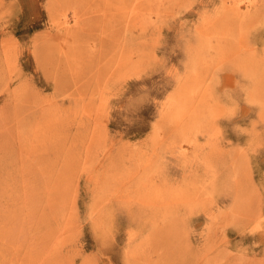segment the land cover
Returning a JSON list of instances; mask_svg holds the SVG:
<instances>
[{
    "label": "rangeland",
    "instance_id": "obj_1",
    "mask_svg": "<svg viewBox=\"0 0 264 264\" xmlns=\"http://www.w3.org/2000/svg\"><path fill=\"white\" fill-rule=\"evenodd\" d=\"M218 4L197 31L240 56L264 0H0V264H264V110L181 75Z\"/></svg>",
    "mask_w": 264,
    "mask_h": 264
},
{
    "label": "clouds",
    "instance_id": "obj_2",
    "mask_svg": "<svg viewBox=\"0 0 264 264\" xmlns=\"http://www.w3.org/2000/svg\"><path fill=\"white\" fill-rule=\"evenodd\" d=\"M194 5L195 3H193L192 7ZM223 7V5L218 4L211 11L207 9L201 11L196 23L180 20L185 13L176 15L168 21L167 26L170 22L180 20L177 39L186 57L182 61L184 71L182 73L180 72L181 75L184 76L187 72L188 75L184 76L185 80H187L191 79L193 70L196 72L207 70L208 79L212 80L211 92L213 102L211 108L213 111L222 112L223 115L221 118L232 120L241 110L240 103L237 99L238 96H242L245 105L258 108V114L264 110V47L258 53L254 43V37L258 33L264 32V17L251 20L243 29L241 34L246 43L247 50L242 55L232 58H222L217 53L210 60V54L207 49L209 37L203 32H198L197 27L198 24H203L205 20L217 18L218 13L216 9H223ZM222 14L223 12L221 11L220 15ZM161 40L162 37L160 35L157 47L160 46ZM235 42L234 40L229 41L232 45ZM261 44L264 45V39L261 40ZM163 63L164 61L157 57L156 66L162 65ZM225 75L237 77L233 80L231 86L224 84L223 77ZM176 83L175 81V86ZM139 93L137 97L129 98V101L134 102L129 105L130 113L126 116V119L129 121H131L133 114L138 110L139 106L149 99L147 86H142ZM203 111L207 113L208 106H205ZM237 128L240 129L239 126Z\"/></svg>",
    "mask_w": 264,
    "mask_h": 264
}]
</instances>
